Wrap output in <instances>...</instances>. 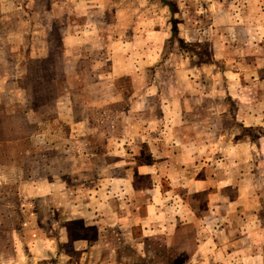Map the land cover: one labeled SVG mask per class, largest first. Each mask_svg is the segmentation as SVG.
Wrapping results in <instances>:
<instances>
[{
    "label": "rangeland",
    "instance_id": "rangeland-1",
    "mask_svg": "<svg viewBox=\"0 0 264 264\" xmlns=\"http://www.w3.org/2000/svg\"><path fill=\"white\" fill-rule=\"evenodd\" d=\"M33 35L98 109L80 137L97 158L80 150L84 176L95 163L99 172L60 212L52 196L36 200L52 185L29 173L21 206L37 205L44 222L64 217L71 239L64 246L53 222L48 246L25 247L17 227L6 260L264 264V0H0V47L25 50ZM125 166L139 194L128 206L142 219L152 211L155 231L94 216L126 206L92 200L112 193L111 172Z\"/></svg>",
    "mask_w": 264,
    "mask_h": 264
},
{
    "label": "crops",
    "instance_id": "crops-1",
    "mask_svg": "<svg viewBox=\"0 0 264 264\" xmlns=\"http://www.w3.org/2000/svg\"><path fill=\"white\" fill-rule=\"evenodd\" d=\"M37 39L39 37L33 35L28 41L31 44L26 46L25 50L0 47V264L22 262L6 260L7 258L3 257L4 252H17L15 250L17 227L23 233L21 239L25 247L34 246L35 240H39V245L48 246L52 240L53 222L56 224V234L64 246L71 239L70 230L65 223L67 219L64 217L57 216L55 220L54 216L44 222L39 217L37 205L21 206L23 198L28 196L23 190L29 181V173L35 179H37L35 176L41 175V182L43 179L45 184L52 185V189L50 188L46 195L45 191H42L41 195L38 193L36 200H45L52 196L54 203L51 211L54 208L55 212H60L70 205L68 191L91 185L99 172V164L95 163L94 169L97 170L94 172L87 170L85 172L87 175L84 176L82 168L84 154L80 150L82 144L86 145L91 151L90 158H97L98 153L93 151L97 146L90 139L84 141L80 137L83 120L89 114L97 115L98 109L86 101L83 95V88H87L85 84L68 80L66 63L46 64L48 59L54 58V54L48 43L38 48ZM19 57L20 61L17 59ZM50 95L55 97L52 104L45 100ZM98 132L97 130L88 135L94 136ZM113 163L114 167L108 166L107 171L114 170L117 162ZM127 169L125 166L122 171L114 172L117 174L111 172L113 178L109 185L112 186V193L94 195L92 198L93 201L107 198L111 205H114L113 201L125 199L126 206L122 207L123 209L118 208L120 210L98 211L96 204L94 216L101 218L103 224H110L109 226L115 224L117 229L129 228L135 220L141 218L143 224H140L144 232L155 231L157 226H153L156 225V220L151 219L152 211L151 214L146 212L142 219L141 207L132 209L128 206L132 198L135 201L139 194L130 180ZM123 190L127 192L123 193ZM9 210L11 215L14 213L17 217L12 216L10 219ZM41 212L44 213V210ZM94 226L98 231L100 228L98 224ZM96 241L99 242L93 244L96 248L107 244L100 238ZM80 255L81 253L75 252L76 260Z\"/></svg>",
    "mask_w": 264,
    "mask_h": 264
}]
</instances>
